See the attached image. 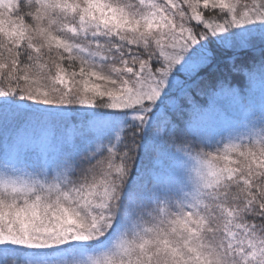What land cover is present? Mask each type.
Returning a JSON list of instances; mask_svg holds the SVG:
<instances>
[{"label":"snow or ice","instance_id":"obj_1","mask_svg":"<svg viewBox=\"0 0 264 264\" xmlns=\"http://www.w3.org/2000/svg\"><path fill=\"white\" fill-rule=\"evenodd\" d=\"M0 264H264V0H0Z\"/></svg>","mask_w":264,"mask_h":264},{"label":"rangeland","instance_id":"obj_2","mask_svg":"<svg viewBox=\"0 0 264 264\" xmlns=\"http://www.w3.org/2000/svg\"><path fill=\"white\" fill-rule=\"evenodd\" d=\"M209 128H214L215 125H213V123L211 122V125L208 126Z\"/></svg>","mask_w":264,"mask_h":264},{"label":"trees","instance_id":"obj_3","mask_svg":"<svg viewBox=\"0 0 264 264\" xmlns=\"http://www.w3.org/2000/svg\"><path fill=\"white\" fill-rule=\"evenodd\" d=\"M211 125V121H208V126Z\"/></svg>","mask_w":264,"mask_h":264}]
</instances>
